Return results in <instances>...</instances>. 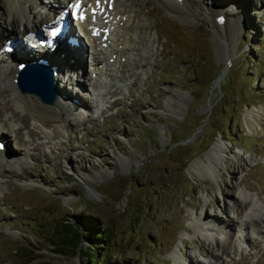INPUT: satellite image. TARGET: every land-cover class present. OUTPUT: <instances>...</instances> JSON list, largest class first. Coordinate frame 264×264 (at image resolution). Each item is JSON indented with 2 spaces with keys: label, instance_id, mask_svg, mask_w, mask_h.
<instances>
[{
  "label": "rangeland",
  "instance_id": "rangeland-1",
  "mask_svg": "<svg viewBox=\"0 0 264 264\" xmlns=\"http://www.w3.org/2000/svg\"><path fill=\"white\" fill-rule=\"evenodd\" d=\"M45 2H25L43 30L53 16L39 7ZM199 2L196 14L146 1L145 40L136 38L124 76L112 69L93 89L87 56L77 70L87 82L62 72L54 90V69L53 102H42L61 95L66 108L56 128L40 126L26 109H2L0 93V119L9 121L0 136V264H88L89 239L54 250L64 224L78 220L107 232L102 264H207L220 248L230 252L217 264H264L260 234L245 227V243L230 242L239 216L225 233L206 228L231 217L232 196L246 200L243 219L264 211V116L253 131L245 118L264 110V0ZM215 11L226 20L220 34L208 21ZM7 15L0 0V21ZM20 38L21 48L37 53ZM2 47L0 92L19 62L10 46L3 60ZM17 129L24 143L16 145ZM258 229L264 234V222Z\"/></svg>",
  "mask_w": 264,
  "mask_h": 264
},
{
  "label": "bare ground",
  "instance_id": "bare-ground-1",
  "mask_svg": "<svg viewBox=\"0 0 264 264\" xmlns=\"http://www.w3.org/2000/svg\"><path fill=\"white\" fill-rule=\"evenodd\" d=\"M29 1L35 2V0H7L8 15L5 17V19L0 21V36H1L0 40L4 38V35H5L4 33H7L9 36L6 37L8 39H6V41L3 42L0 47H2L3 44L5 45L7 43V40H9L7 44L8 46L12 47L13 53L11 52L8 53L9 50L7 49L9 47L7 49H4L2 47V51H5L3 52V55H4L3 60L7 58L6 53H8L10 57H12V60H18L19 62H23V61L29 62L30 60H33L37 57L44 56L46 59V65H41L42 70H45L44 68L49 69L50 67H52V69L53 70L55 69L56 71V79L58 80V83L57 85L53 86L54 90H56V86H58L60 82L62 72H66L64 74L66 75L70 73L72 70L75 76L74 78L75 79L78 78V81L75 83L78 84L82 82L83 75L80 74V72L82 71L83 73V66H81V64L78 65L80 55H78L76 64L72 63L66 57L64 61H62L58 57V56H62L60 53L65 54V55L66 53L68 55L70 54V51L68 50L66 45L63 48H57V46H55L54 50L56 49L55 50L56 52L53 53V51H51L52 50L51 46H44L43 44L35 43L37 38L39 37L35 34V32H43L44 30L43 28H41L42 23H40L41 21L37 20L36 14H32L31 12L32 10L27 9L25 2L28 3ZM64 1H68V0H46L45 2L46 4H43V5L42 3H39V7H41V9H49L53 13L52 17L51 16L48 17L49 21L48 23L43 25L44 27H47V25L54 18L59 16L58 11L63 9ZM146 1H149V0H113V5L111 8V13L113 14V21H111L110 31L108 33V39H107L110 41V43L107 44L106 42L105 45H102L99 35L91 37L92 45L90 46L91 47L90 55H92V74L93 76L90 77V80H91V84L93 85L92 87H94L93 89H95V86L98 84L99 78L107 77L109 72L112 69L119 70V74L121 76H124L126 74L127 60L131 57L134 51L139 49L137 45L138 44L137 39L140 38L141 40H145L144 35H142V31H143L145 24L141 20L140 10L142 6L146 4ZM91 3H92V7H95L94 0H91ZM164 3L166 4V7L170 11H173V12L180 11L183 13H190V12L196 13L197 12L196 14L199 13L197 11V8H200V7L202 8L201 5H203L201 4V2H199V0H164ZM192 8L193 9L195 8V9L192 11ZM215 13L216 11L212 12L213 14V15L211 14L212 18H209L208 21L210 22L214 31L220 34L221 32L226 31L225 29L226 20L221 18V22L219 23V20L216 21L215 19L216 18ZM144 14L146 16H149L151 15V11L150 10L145 11ZM208 14L210 15V12H208ZM91 24H93V22L89 21L87 19V15H85L83 18V25L85 26L88 32L90 31ZM19 36L26 37V39L29 41L27 42L28 46L29 44L35 45L36 48L35 47L34 48H35V51H37V53L28 51V49L26 48H21L19 42L20 41L22 42V40ZM142 46H144V44ZM140 50H142V48ZM109 56L112 59L111 63H109ZM107 63L109 65H107ZM44 66H47L49 68L44 67ZM65 66L68 67L69 69L68 71H66ZM111 66L114 68H112ZM77 70L80 72H78ZM18 72H20L19 68L15 66L14 69H11L9 73L6 72L4 75L6 77V81L4 79V84L2 85L3 88L0 92L1 95L4 97V101H3L4 106L2 109L6 110L11 106L20 108V109H26L27 111H29L31 118L36 120L40 126L48 127V128L49 127L56 128L57 118L61 116L66 106L60 101L59 98H57L56 101L52 105L43 103L41 100L38 99L40 98V94L43 92V90L41 89L37 90L36 88H31L30 90H27L26 87H24L23 85L22 86L24 89L19 88L14 83V78H13L15 74ZM52 76L54 79V72ZM79 77H81L82 81L81 79H79ZM57 80H54V82L56 83ZM37 86L39 85L37 84ZM34 89H36L37 91ZM77 90L79 89L77 88ZM70 104L76 107L77 105L82 104V100L79 98L76 102H70ZM0 114H1V111H0ZM263 116H264L263 109L246 112L245 118H246L247 126L250 128V130L253 131L256 128V126H258L261 123V117ZM22 119H23V122L27 121V117H23ZM1 120L3 124L1 123L2 125H0V136L2 134L1 128H3L5 123L9 122L8 119H4V118L3 119L1 118L0 121ZM19 132L20 131L18 129L14 132L15 136L17 137V141H15V144L24 143V140L19 136ZM2 140L4 141L5 138L2 137ZM4 147L5 145L3 144L0 150H2ZM214 150L215 148H213L212 146L209 151L213 152ZM208 172H210L209 167L205 166V174L203 176L206 177V173ZM245 204H246V200L243 201V200H240L239 197L232 196L231 204L229 206L230 212L232 214L231 217H227L226 220H223V219L221 221L216 220V222L218 223L217 227L207 226L206 228L208 229L209 227V229H213L215 231L221 230L222 233H225L224 232L225 229H228L229 231L232 224H234L232 216H239L237 217L240 219L239 222L235 224L232 228L234 230H233L232 235L230 236V242L231 243L232 241L233 242L238 241L239 243L244 242L242 230L245 227L250 228L251 230L260 234V237H262L264 241V234L260 232L261 230L259 231L258 229V224L261 222L262 223L264 222V211H262L261 214H251L249 216V219H243L242 216L244 215ZM204 216L205 217L208 216V213L206 211H204ZM235 226H237V228H235ZM238 233L240 235L236 237L235 235H237ZM220 250H221V254L214 255L213 253L210 256L211 257L210 260L208 259L209 261L207 264H217L213 262L212 260L217 259L216 261L218 262L221 255L228 253L227 252L228 248L227 249L220 248ZM181 254L183 253L181 252Z\"/></svg>",
  "mask_w": 264,
  "mask_h": 264
},
{
  "label": "trees",
  "instance_id": "trees-1",
  "mask_svg": "<svg viewBox=\"0 0 264 264\" xmlns=\"http://www.w3.org/2000/svg\"><path fill=\"white\" fill-rule=\"evenodd\" d=\"M200 124V122H199ZM174 143H179L178 140ZM209 143L207 144V146ZM210 146V145H209ZM65 226L62 229H65L63 234H59V242H56L57 246L55 247V251H65V246L70 245L71 248H76V246L79 244V242L82 239H89L88 245L93 248L91 252H86L85 257L87 259L88 264H97L99 261L100 264H102V260L100 261L98 256V251L100 249V244L102 241H106L107 238V232L106 231H99L94 226H89L84 220H78L75 222H69L67 224H64ZM66 232L69 233V236H67ZM100 241V243H99ZM64 245V246H63ZM94 245L96 246L94 248ZM69 247V246H68ZM33 256H29L27 258V262H29ZM33 264H55L51 263L49 261H41V262H34Z\"/></svg>",
  "mask_w": 264,
  "mask_h": 264
},
{
  "label": "water",
  "instance_id": "water-1",
  "mask_svg": "<svg viewBox=\"0 0 264 264\" xmlns=\"http://www.w3.org/2000/svg\"><path fill=\"white\" fill-rule=\"evenodd\" d=\"M36 66L37 65L30 64V67H32V68L37 69L38 66L37 67ZM30 67H29V64H26L23 67V69L20 70L19 75L16 78L17 79V82H16L17 86L19 88H22V89H24L23 88V86H24V87H26L27 90H30L31 88H36L37 90L41 89V90H43V92L40 94V100L44 101V102H48V103L53 102L54 93L52 90V86H51V82H50L49 77L47 80L45 79V77H40L41 82L38 84L37 77L34 74H32L34 72V70ZM32 84H34L35 87H33ZM37 84L39 86H37ZM41 86H43V87H41ZM36 89H34V90H36Z\"/></svg>",
  "mask_w": 264,
  "mask_h": 264
},
{
  "label": "snow or ice",
  "instance_id": "snow-or-ice-1",
  "mask_svg": "<svg viewBox=\"0 0 264 264\" xmlns=\"http://www.w3.org/2000/svg\"><path fill=\"white\" fill-rule=\"evenodd\" d=\"M69 7L70 8H72V9H74V11H73V16L75 17L76 16V9H79V7H80V5H79V0H77V3H75V4H70L69 5ZM77 18H79V19H83V15L81 14L80 16H78ZM53 34H55V33H53Z\"/></svg>",
  "mask_w": 264,
  "mask_h": 264
}]
</instances>
